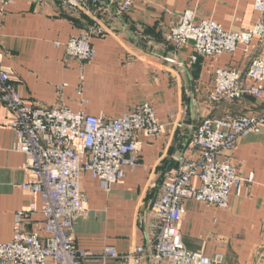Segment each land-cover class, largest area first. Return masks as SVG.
Segmentation results:
<instances>
[{
    "label": "crops",
    "instance_id": "1",
    "mask_svg": "<svg viewBox=\"0 0 264 264\" xmlns=\"http://www.w3.org/2000/svg\"><path fill=\"white\" fill-rule=\"evenodd\" d=\"M256 0H135L121 13L114 0H87L83 7L68 9L56 0L39 6L31 0L0 2V54L3 64L18 79V90L28 104H66L74 111L94 116L119 117L142 103H151L165 130L161 137L140 131V158L128 168L124 181L111 193L99 188L89 173L82 189L89 199L90 215L75 223V242L94 253L85 264H127L104 259L107 246L122 253L148 241L152 203L167 170L178 169V158L190 155L188 143L200 122L225 113L250 114L264 107V98L246 95L238 101L210 104L216 69L245 67L262 47L254 38L249 55L243 47L218 59L198 56L192 46L178 49L167 35L186 10L197 21L213 18L225 29L248 28L259 18ZM95 30V59L84 68L65 53L64 43L88 28ZM60 43L61 46H57ZM68 87L64 95L59 87ZM11 115L0 101V243L14 234L17 211L34 197L20 186L27 179L25 154L13 149L14 131L7 126ZM234 158L244 175L255 182L245 195L230 198L222 209L187 199L179 223L186 246L207 256L224 254L223 264H264V138H243ZM35 221L43 214L37 211ZM150 249H148V252ZM139 264H152L148 256Z\"/></svg>",
    "mask_w": 264,
    "mask_h": 264
},
{
    "label": "built area",
    "instance_id": "2",
    "mask_svg": "<svg viewBox=\"0 0 264 264\" xmlns=\"http://www.w3.org/2000/svg\"><path fill=\"white\" fill-rule=\"evenodd\" d=\"M31 1L43 6L49 0ZM56 1L75 10L87 0ZM114 1L121 13L131 11L135 2ZM0 2L4 8L15 0ZM255 9L259 18L248 28L228 30L213 18L197 21L190 9L170 27L168 40L178 49L192 46L193 61L198 56L215 60L225 53L234 54L239 47L249 55L254 38L263 43L260 53L245 67L216 69L215 87L207 98L210 104L238 101L246 95L264 98V0H256ZM95 30L102 29H85L63 45L66 55L82 69L97 56ZM67 87V83L59 87L61 96ZM0 101L11 115L7 126L16 136L13 149L26 157L27 179L20 186L34 197L27 207L17 211L12 240L0 243V264H85L94 253L80 249L75 242L76 221L90 215L89 199L81 185L83 175L89 173L101 190L111 193L124 181L127 169L138 165V132L159 138L164 125L148 102L119 117L74 111L65 103L28 104L1 54ZM251 135L264 138V107L250 114L205 117L189 140L191 154L180 156L179 168L166 172L152 203L147 243L125 254L107 246L101 256L127 264H139L145 256L152 264H223L222 253L210 257L201 250H190L179 223L187 199L226 209L233 193L245 195L255 176L253 172L241 173L234 151L243 138ZM39 210L43 219L35 221L34 214Z\"/></svg>",
    "mask_w": 264,
    "mask_h": 264
}]
</instances>
